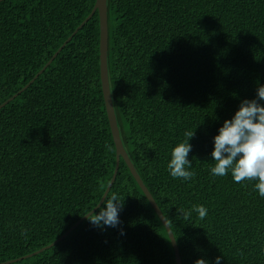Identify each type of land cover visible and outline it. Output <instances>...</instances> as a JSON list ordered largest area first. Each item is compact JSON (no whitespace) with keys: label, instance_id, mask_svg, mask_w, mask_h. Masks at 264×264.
Here are the masks:
<instances>
[{"label":"trees","instance_id":"1","mask_svg":"<svg viewBox=\"0 0 264 264\" xmlns=\"http://www.w3.org/2000/svg\"><path fill=\"white\" fill-rule=\"evenodd\" d=\"M95 0H0V264H175L167 232L120 157L116 227L88 216L115 166L99 76ZM120 138L166 219L181 264H264L256 181L214 177L213 138L264 85V0H106ZM264 106V100H258ZM189 139L188 180L167 170ZM193 205H203L199 219ZM94 207V208H93ZM191 211L185 220L180 210ZM66 233L54 245L47 246ZM13 260V261H10ZM7 261H10L6 263Z\"/></svg>","mask_w":264,"mask_h":264},{"label":"clouds","instance_id":"2","mask_svg":"<svg viewBox=\"0 0 264 264\" xmlns=\"http://www.w3.org/2000/svg\"><path fill=\"white\" fill-rule=\"evenodd\" d=\"M258 100H264V85L258 86L257 99L243 100L233 117L226 119L219 127L213 138L211 156L215 163L210 172L214 177H224L230 173L238 184L256 181L254 190L264 198V106ZM184 135L186 140L171 149L167 170L173 179L188 181L195 176V172L189 170L191 162L188 159L191 151L189 139L194 135V130L186 131ZM95 207H99L98 212L87 213L95 226L116 227L120 223L122 203L116 193L109 196L105 192V198ZM192 211L198 214L199 219H204L208 214L203 205H193ZM180 213L185 220L192 214L183 209ZM219 261L217 257L215 264H219ZM195 264H207V261L197 258Z\"/></svg>","mask_w":264,"mask_h":264},{"label":"water","instance_id":"3","mask_svg":"<svg viewBox=\"0 0 264 264\" xmlns=\"http://www.w3.org/2000/svg\"><path fill=\"white\" fill-rule=\"evenodd\" d=\"M95 11H97L98 18H99V51H98V56H99V76H100L101 90H102L104 106H105V110H106V114H107V119H108V123H109V127H110V132H111L112 139H113L114 146H115V166H114L113 174H112V177H111V179H110V181H109V183H108V185H107L102 197L100 198V201L105 198V192L109 191L111 185L114 182V179H115V176H116V173H117V170H118L119 159L121 157L124 160V162L126 163L130 173L134 177V179L137 182L138 186L141 188V190L144 193L145 197L147 198V200L151 204L152 208L154 209V211L157 214L158 218L160 219L161 223L165 227L167 235H168V238H169L170 243H171L172 250H173L175 264H181V256H180L179 249H178V246L176 244L174 235L171 232L170 227H169L166 219L164 218L160 208L156 204L154 198L152 197L151 193L147 189L146 185L144 184V182L142 181L140 175L138 174L136 168L134 167V165H133V163H132V161H131V159H130V157H129L126 149H125V147L122 144L121 138H120V133H119V129H118L117 121H116V116H115L114 107H113V103H112V97H111V93H110L109 79H108V68H107L108 25H107V5H106V0H95L91 12L75 28V30L71 33V35H69L64 40V42L56 50V52H54V54L50 57V59L46 62V64L34 75V77L32 79H30L27 82V84H25L16 93H14L12 96H10L6 100V102L9 101L10 99H12L13 97H15L18 93L23 91L28 85L31 84L33 79L35 77H37L38 74L41 71L44 70L46 65L51 62V60L57 55L59 50L71 39L73 34L85 23V21H87L91 17V15ZM4 103L5 102L1 103L0 106H2ZM86 216H87V214L84 215L83 217H81L77 222H75L66 233H68L79 222H81L83 219H85ZM66 233H64L60 237L56 238L54 241H52L47 246H44V247L40 248L39 250H37V251H35L33 253L40 252V251L44 250L45 248L54 245L63 236H65ZM10 261H13V260H10ZM10 261H7L6 263H8Z\"/></svg>","mask_w":264,"mask_h":264}]
</instances>
